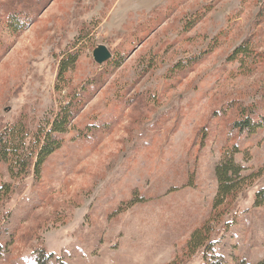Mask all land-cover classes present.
Segmentation results:
<instances>
[{
	"label": "rangeland",
	"instance_id": "obj_1",
	"mask_svg": "<svg viewBox=\"0 0 264 264\" xmlns=\"http://www.w3.org/2000/svg\"><path fill=\"white\" fill-rule=\"evenodd\" d=\"M72 93L86 104L37 173L0 162V264L264 260V127L233 129L241 107L264 115V0H0V140L47 132ZM233 148L244 184L213 211Z\"/></svg>",
	"mask_w": 264,
	"mask_h": 264
},
{
	"label": "trees",
	"instance_id": "obj_2",
	"mask_svg": "<svg viewBox=\"0 0 264 264\" xmlns=\"http://www.w3.org/2000/svg\"><path fill=\"white\" fill-rule=\"evenodd\" d=\"M8 26L12 32L19 33L27 25L26 21L20 20L17 16H12L8 19ZM26 25V26H25ZM245 46L237 48L234 54L237 55ZM110 61V60H109ZM108 62L105 64L107 65ZM115 62L112 60L110 63ZM75 63V58L67 56L62 59L59 66L58 81H62V76L67 69ZM61 79V80H60ZM73 98L63 105L60 111L56 114L47 132L40 130L31 131L26 125L14 126L8 129L5 140H0L2 147L0 149V162L8 164L11 175H15L12 171L17 170L21 173L22 178H27L31 174V170L37 173L44 161L58 149L60 144L59 134H62L70 126V123L75 118V115L85 106V100L75 93ZM253 107H241L239 109L238 120L234 121L233 129L239 132L254 131L259 127H264V115L252 116ZM254 117V118H253ZM236 148L231 151H226L221 155L218 164L215 166V176L218 182V189L213 201V211L224 205L228 199L236 195L244 180L241 175V169L234 162L233 156L236 153ZM7 188L0 193L6 194ZM134 203H128L131 206ZM264 205V189L259 190L255 195L254 206ZM212 221L209 218V222ZM209 227L207 224L202 226V229L196 230L190 236L187 243V250L194 253L208 241ZM207 249L209 248L206 245ZM244 264V263H241ZM257 264H264V260Z\"/></svg>",
	"mask_w": 264,
	"mask_h": 264
},
{
	"label": "water",
	"instance_id": "obj_3",
	"mask_svg": "<svg viewBox=\"0 0 264 264\" xmlns=\"http://www.w3.org/2000/svg\"><path fill=\"white\" fill-rule=\"evenodd\" d=\"M110 51L103 45H98L92 51V59L94 63L98 66H101L111 60Z\"/></svg>",
	"mask_w": 264,
	"mask_h": 264
}]
</instances>
